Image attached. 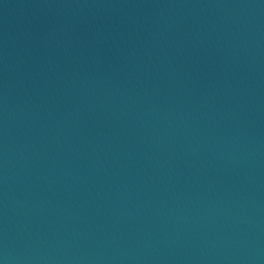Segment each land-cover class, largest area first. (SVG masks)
<instances>
[{"label":"water","instance_id":"1","mask_svg":"<svg viewBox=\"0 0 264 264\" xmlns=\"http://www.w3.org/2000/svg\"><path fill=\"white\" fill-rule=\"evenodd\" d=\"M0 264H264V0H0Z\"/></svg>","mask_w":264,"mask_h":264}]
</instances>
